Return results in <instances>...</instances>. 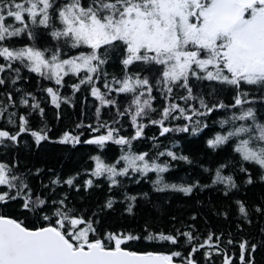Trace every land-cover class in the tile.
Returning a JSON list of instances; mask_svg holds the SVG:
<instances>
[{
  "label": "snow or ice",
  "instance_id": "6c2138e0",
  "mask_svg": "<svg viewBox=\"0 0 264 264\" xmlns=\"http://www.w3.org/2000/svg\"><path fill=\"white\" fill-rule=\"evenodd\" d=\"M208 121L207 176L167 179ZM49 144L83 155L24 162ZM0 149V264H264V196L235 195L264 186V0H0ZM205 189L167 227L111 221Z\"/></svg>",
  "mask_w": 264,
  "mask_h": 264
},
{
  "label": "trees",
  "instance_id": "16d2710c",
  "mask_svg": "<svg viewBox=\"0 0 264 264\" xmlns=\"http://www.w3.org/2000/svg\"><path fill=\"white\" fill-rule=\"evenodd\" d=\"M67 92H70V89L62 90ZM83 95V94H81ZM89 100H91V97H89ZM65 108V119L63 121L64 124H69L70 121L68 119L69 115H72V119L75 120L76 117L79 114V104L76 102V107L74 108H68L67 106H64ZM49 120L54 128H59L61 125L60 123L56 122L52 116V113L49 112ZM210 128L205 129L204 133H202L200 136L197 137H189V138H181V136L174 137L175 139H178L180 141V148L176 150H182L184 154H188L193 158V163L191 165L184 164L183 162H180L175 168L171 170V173H166L165 176L167 179L173 181V182H180L181 178H189L195 177V176H201L205 177L207 176L206 173L202 172V169L200 167L201 164H203L206 167L213 166L214 163V154H210L209 151L204 146V140L211 134V130L219 131V126L212 123V121H208ZM155 134L152 129L148 130V135ZM161 140H164V138H160ZM164 143H168V141H164ZM142 149H146L150 147V144H143L140 145ZM2 151V149H0ZM83 149L79 151H68L65 150L63 146L60 145H45L39 152H29L27 149H24L23 151V160L25 163L33 164L36 163L40 166L48 165L52 167H58L59 162H63V166L65 168H73L77 165L78 161H80L81 156L83 155ZM154 178V174H150ZM203 182L210 183L209 180L202 179ZM148 185H144L143 189L147 190ZM136 189L135 185L129 186V191L134 192ZM106 190H96V192L93 194V199H99L105 196ZM235 195L244 199L248 203L251 202H259L262 196H264V186H261L259 184L255 186H249L247 189L241 187V189L238 192H235ZM219 198V193L212 189H205L203 192H198L195 194L194 198L191 201H187V198H183L180 196H174L169 194L168 200H169V206H165L164 210H157L152 207L147 202H141L139 206L136 209V216L135 217H127L123 221L120 220L119 214L113 216L111 218L112 222H115L117 224L123 223L125 225H131L135 227L138 223H142L143 219L148 216H155L159 219L156 221V223L159 226L167 227L168 225V213L169 212H180L183 211L185 208L188 207H202L206 206L209 201H217ZM156 200L162 199V197H155ZM196 200H200L202 203L201 205H196ZM205 211H207V208L205 207ZM208 220V223L217 229H228L231 227L228 222L224 221L222 218H217L215 216L209 215L206 217ZM260 222L254 220V226L253 228L249 229L254 235H259V227ZM139 248H143V245L139 246ZM156 250L159 251H166L165 248H157ZM257 259H260V253L257 254Z\"/></svg>",
  "mask_w": 264,
  "mask_h": 264
}]
</instances>
